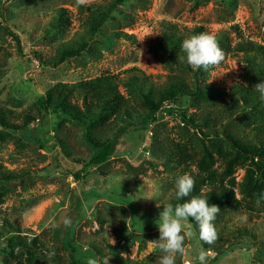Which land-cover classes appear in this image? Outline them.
I'll list each match as a JSON object with an SVG mask.
<instances>
[{"label":"rangeland","instance_id":"374dc122","mask_svg":"<svg viewBox=\"0 0 264 264\" xmlns=\"http://www.w3.org/2000/svg\"><path fill=\"white\" fill-rule=\"evenodd\" d=\"M112 1L0 0V169L1 176H11L0 177V264H87L89 258L158 264L164 253L149 242L159 239L163 206L188 199H176L175 181L184 173L195 179L192 195L219 207L218 239L199 240L192 220L197 235L185 237L175 264H200L202 248L206 264H264V182L254 190L245 181L251 161L226 139L264 142V99L254 88L262 79L234 49L241 41L264 46V0H128L90 38L80 7ZM164 22L189 30L202 26L216 37L224 33L219 46L225 60L197 69L179 52L171 65L158 47ZM9 31L20 38L22 56ZM80 39L88 42L86 49L54 68L32 55L50 61ZM130 68L156 89L173 80L196 92L169 106L185 111L199 129L166 112L141 126L147 108L123 85L118 92L126 109L94 124L93 117L80 122L52 108L39 115L47 89L101 75L125 79ZM65 103L90 115L81 97ZM87 133L115 143L107 162L89 166ZM72 171H83L82 178L76 181ZM215 254L220 256L212 263Z\"/></svg>","mask_w":264,"mask_h":264},{"label":"trees","instance_id":"16d2710c","mask_svg":"<svg viewBox=\"0 0 264 264\" xmlns=\"http://www.w3.org/2000/svg\"><path fill=\"white\" fill-rule=\"evenodd\" d=\"M127 2L128 0H113L108 5H96L86 8L81 6L80 8L87 12V18L84 24L90 34V38L97 33L99 28L110 18L111 14L118 7ZM201 32H206L202 26L189 30L180 29L176 25L164 22L161 25L162 39L158 47H160L161 50L165 49L164 55L169 60L170 64L175 66L177 54L179 52H184L181 48L183 40ZM9 35L15 41L18 52L22 56L20 38L12 31H9ZM225 38L224 33L220 34V36L217 37L219 44H223ZM80 40L79 44L74 46L64 45L59 51V55L50 61L44 60L38 53H32V55L41 65L54 68L62 64L68 58L79 56L86 49L88 42L82 39ZM234 49L236 53L242 54L251 65L257 67L259 76L263 81L264 69H262V67H264V46L252 41H241L235 45ZM181 68L186 69L188 67ZM123 74L125 79H120L118 75H101L89 81L79 82L73 86L55 85L47 89L44 98L40 99L38 102V113L43 117L45 112L49 108H52L54 111H59L64 116H68L71 119L80 122H83V120L87 118L86 116L93 117L91 121L95 120L93 122L94 124L106 119L114 113L126 109V102L122 100L118 92L119 86L123 85L128 91L137 93L142 98L147 108L145 121L141 126H144L146 120L148 123L154 122L158 113L166 112L168 114H176L182 123L190 127L192 130L199 129L196 121L192 117H189L185 111L169 106L176 102L180 97L188 96L190 94H193L194 96L198 95L196 92L184 89L179 82L173 80L169 81L167 88L156 89L149 77H146L136 68L125 70L123 71ZM203 92L204 91L199 90V94L207 97L208 95L203 94ZM74 96L81 97L87 104L91 103L95 105L96 108L99 109L98 113L91 114V109L85 104L86 111L90 115L86 114L81 116L75 108L68 106L65 103L67 98ZM25 134L29 138L28 133ZM226 139L230 142L232 149L238 156H242L251 161V168L247 169L245 181L252 185L254 190L259 188L260 182H264V142L259 141V145L251 144L247 141L237 139L233 135H228ZM85 140L92 151V157L88 163L89 166H99L107 162L112 156L115 143L109 141L97 142L88 133L85 136ZM255 158L258 160L255 161ZM2 174L3 171L0 169V177L7 179L11 178V176H1ZM81 174H83V171H72L71 173L76 181L82 178L83 175L81 176ZM207 199L210 204L211 199ZM214 256L212 263L218 259L220 254H215Z\"/></svg>","mask_w":264,"mask_h":264},{"label":"clouds","instance_id":"9594fccd","mask_svg":"<svg viewBox=\"0 0 264 264\" xmlns=\"http://www.w3.org/2000/svg\"><path fill=\"white\" fill-rule=\"evenodd\" d=\"M181 48L186 54L187 63L197 69L218 66L225 60V52L219 46L217 37L209 32H201L184 39ZM137 51L141 57L143 51ZM244 86L247 87V84ZM254 88L261 99H264V81L256 83ZM194 187L195 179L191 174L184 173L178 176L175 181L176 199H188L175 206L169 203L163 206V210L159 213L157 221L159 239L149 242L164 253L158 264H175L176 254L184 253L185 237L197 235L192 220L199 228V240L212 244L218 239V230L214 221L220 209L216 205H210L207 197L192 195ZM64 223L67 226L70 220L65 219ZM112 242L114 244V240ZM198 259L200 264H206L207 251L203 248L199 252ZM87 264H101V261L89 258ZM102 264H108V260L103 261Z\"/></svg>","mask_w":264,"mask_h":264}]
</instances>
